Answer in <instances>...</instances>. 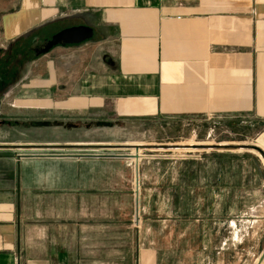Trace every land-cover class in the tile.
Here are the masks:
<instances>
[{
	"label": "crops",
	"instance_id": "crops-1",
	"mask_svg": "<svg viewBox=\"0 0 264 264\" xmlns=\"http://www.w3.org/2000/svg\"><path fill=\"white\" fill-rule=\"evenodd\" d=\"M63 22L89 25L92 38L24 64L18 83L29 85L17 95L48 100L33 106L54 115L35 121L63 122L51 126L70 136L25 143L20 132L14 139L0 132V264H87L84 251L93 252L76 247L74 234H86V244L117 234L111 264H257L264 251V0H0V48ZM15 118L0 117V126L19 125ZM218 125L254 128L247 140L258 151L211 147L196 159L197 145L212 143ZM136 126L194 142L180 143L187 153L180 156L139 148L135 160L97 152L138 145L82 135ZM137 234H160L159 246L140 245ZM95 249L102 256L99 243Z\"/></svg>",
	"mask_w": 264,
	"mask_h": 264
},
{
	"label": "rangeland",
	"instance_id": "rangeland-1",
	"mask_svg": "<svg viewBox=\"0 0 264 264\" xmlns=\"http://www.w3.org/2000/svg\"><path fill=\"white\" fill-rule=\"evenodd\" d=\"M78 25L77 22H63V23H56L51 26L46 27L43 31L40 30V34H45L52 36L56 32L67 28L71 26ZM18 31V29H14L12 33ZM10 45L12 44V48L14 46L17 48L18 46L13 43L12 40L9 41ZM11 49V47H10ZM36 55L30 56L27 59H24V62L21 59V63H18L17 65L14 64L9 68V71L3 76V78L0 81V93L4 92L6 93L8 89H10V94L1 96L0 95V117L8 118L7 120L9 122H14L16 120L15 117L18 119V124L11 123L10 126L8 125H1L0 126V132L9 135L10 139H14L18 132L22 135H19L18 138L20 140H24L25 143H32L33 140L38 139H48L50 136V133L53 132H60L61 135H55L58 138H64L67 134L66 129L63 127H39L35 125V120H38L39 117H48L51 115H54V113H51L49 109H38L34 107L33 105H37L40 103H47L48 100H28L24 99L22 100V96L17 95V87H23L24 85H29L28 82H25L27 84L18 83V80L23 76L22 70L24 68V64H27L29 66H33L36 61H38V58H35ZM27 62V63H26ZM32 72V70H31ZM36 73L32 75H35ZM27 79L26 81H28ZM18 83V84H17ZM33 84V83H32ZM31 85V84H30ZM31 104L30 106L33 107H21L20 104ZM9 104V105H7ZM59 114V111H57ZM13 115V116H12ZM28 116V117H24ZM33 116V117H32ZM11 118H15L14 120H10ZM22 118V119H20ZM29 118V119H28ZM6 122V120H1L0 122ZM13 124V125H12ZM260 129V128H258ZM70 134V133H69ZM67 134V136H70ZM82 135L85 136V138L89 139H104L106 141H115L120 143H127L128 145H138L139 148H141V153L143 155H154V154H163V155H169L170 156H180L184 153V150H180L178 148H182L185 146H179L180 143H183L188 145L193 143L194 141H187L182 140L178 138H173L170 140L165 139V132L162 131V129L159 126H153V127H138L135 128H117V129H108V128H100L96 129L94 127L90 128L89 130H82ZM173 135H175V131L173 132ZM248 135L253 136L255 135V129L251 127H242V126H227L224 127L223 125H218L216 130V138L215 140H212V143L205 142L203 144L197 145L201 149H198L195 151L196 159H200L203 156V151L205 149H209L211 147H214L213 145H227L229 148H237V149H248L252 150L254 152H257L256 142L252 140H247ZM239 142V143H237ZM34 143V142H33ZM161 143H167L169 144L168 147L162 146V148H170L168 150L160 149L161 146H157V144ZM215 143V144H214ZM259 143V142H258ZM260 145H264L263 143H259ZM123 145V144H122ZM122 145H115V146H104L102 147L99 152L101 154H128V153H134V147L133 146H122ZM196 147V145H195ZM24 148H38V146H26ZM45 148V147H40ZM222 149V148H220ZM28 151V150H27ZM26 151V152H27ZM43 152H48L50 149H41ZM140 152V150H138ZM93 153V152H90ZM120 163H117V165L122 166L123 161H119ZM123 202V200H122ZM106 206L108 203H111V200L105 201ZM128 203V202H126ZM124 207H128V204L123 205ZM126 209V208H125ZM33 227L34 224H31ZM132 225L134 226V222H132ZM133 228V227H132ZM29 230V234H35L38 232L35 228ZM86 234H74V244H76V247H82L84 249H87L86 245L89 246L90 255L86 256V250L85 252V258L88 260L87 264H97V259L103 258L105 261V264H111L113 255H114V247H117L118 240L116 239L118 237L117 234H103L102 238L100 240L92 239L87 242L84 240V236ZM91 236H95V234H90ZM132 238V237H131ZM160 234H137L138 243L141 245V243L144 242L145 245L150 244L159 246L160 242ZM154 242V243H153ZM99 243V247L101 249V254L97 255V250L95 249L97 244ZM123 244H128V240L124 239L122 240ZM114 246V247H113ZM81 257V256H80ZM79 256H77L78 259L81 260Z\"/></svg>",
	"mask_w": 264,
	"mask_h": 264
},
{
	"label": "water",
	"instance_id": "water-1",
	"mask_svg": "<svg viewBox=\"0 0 264 264\" xmlns=\"http://www.w3.org/2000/svg\"><path fill=\"white\" fill-rule=\"evenodd\" d=\"M93 36V28L90 27L89 25H75L71 27L64 28L52 36H50L49 39H44V46L40 49H34L35 55H42L47 52H49L53 47L60 45V44H65V45H72V44H79L81 42H84ZM35 125L37 126H64L63 122H50V121H37L35 122ZM101 125H107L106 123H101ZM67 126H71L70 124H67ZM214 148H222V149H228L229 146L227 145H213ZM231 148V147H230ZM135 153L130 154V155H125L127 157H132L135 160H138L139 154H138V146L134 147ZM94 156H103V155H94ZM264 260V251L261 254L258 263L261 264Z\"/></svg>",
	"mask_w": 264,
	"mask_h": 264
},
{
	"label": "flooded vegetation",
	"instance_id": "flooded-vegetation-1",
	"mask_svg": "<svg viewBox=\"0 0 264 264\" xmlns=\"http://www.w3.org/2000/svg\"><path fill=\"white\" fill-rule=\"evenodd\" d=\"M46 38L49 39L50 36L36 31L16 40L14 43L18 46L17 48L15 46L12 48V44L7 48H0V79L9 71L11 66L21 63L22 58L35 55L34 49L42 48Z\"/></svg>",
	"mask_w": 264,
	"mask_h": 264
}]
</instances>
